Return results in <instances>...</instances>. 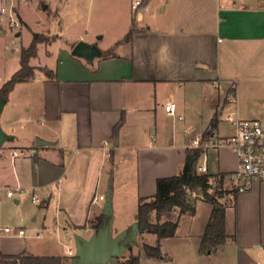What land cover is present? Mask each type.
<instances>
[{
	"label": "crops",
	"instance_id": "obj_1",
	"mask_svg": "<svg viewBox=\"0 0 264 264\" xmlns=\"http://www.w3.org/2000/svg\"><path fill=\"white\" fill-rule=\"evenodd\" d=\"M124 2L118 33L98 56L87 60L72 55L73 46L56 44L54 67H42L40 76L34 70L29 80L16 83L0 115L1 127L12 135L0 148V185L40 190L49 203L46 190L57 184L56 207L68 214L62 227L82 230L75 236L76 253L68 255V248L61 254H34L24 234L10 233L0 234L1 253L61 255L71 261L79 244L89 242L105 221L115 240L126 228L118 214L133 212L136 219L139 198L154 195L159 177L182 170L186 149L194 147V138L210 129L214 118L209 136L215 137L234 131L228 114L256 118L237 96L242 85L251 92L264 90V0H141L135 10L133 0ZM90 14L78 21L87 23ZM132 25L131 39L115 45ZM82 38L78 34L74 44ZM169 101L182 119L165 111ZM37 137L51 143L37 146ZM202 162L213 188L227 190L225 243L199 252L211 205L196 189L189 192L194 213L179 215L175 234L159 240V258L133 252L139 264H264V180L236 192L237 158L228 147L206 148ZM100 195L102 206L92 202ZM12 201L21 204L17 195ZM116 220L122 222L119 229ZM136 237L143 243L150 238V245L157 241L138 226ZM133 248L128 245L120 255L126 249L130 255ZM115 259L104 264H116Z\"/></svg>",
	"mask_w": 264,
	"mask_h": 264
},
{
	"label": "rangeland",
	"instance_id": "obj_2",
	"mask_svg": "<svg viewBox=\"0 0 264 264\" xmlns=\"http://www.w3.org/2000/svg\"><path fill=\"white\" fill-rule=\"evenodd\" d=\"M124 1L4 0L3 3L7 7L10 4L13 5L12 8L19 26L12 28L7 14L0 18L2 27V32H0V86L19 69L21 49L28 47L34 38L44 39V41L37 43V55L29 61L31 66H36L34 70L38 76L44 73L42 67L46 65L51 68L54 67L56 62V44L58 46L67 45L71 48L78 34L83 36V40L78 41L92 42L102 50L104 46L115 39V35L118 33V24L122 20L121 15L125 8ZM87 13H91L87 23L78 21V18L83 17ZM17 32L19 34H16ZM58 36L61 38H58ZM50 50L53 56L48 54ZM243 86L239 89V96H237L239 105L242 103L248 107L253 111V117L258 118L264 125V90L259 89L258 92H251L246 88L247 86L245 88ZM260 86L264 88V81H261ZM225 129L227 130V128ZM69 174L68 171L67 178H69ZM66 177H64V180ZM56 185L54 183L46 190L50 197L49 203H46L45 197L40 190H27L23 193H16L21 198L20 205H16L11 198H5L1 194L0 226H8L12 230L16 228L22 229L25 235L24 240L27 243V250H31L34 254H61L65 253L68 248H71L73 253H76L75 236L81 235L82 230L78 229L79 232L74 233L69 226L62 227L66 225L65 220L68 218V214L56 207ZM208 191L212 194L217 191V200L221 198L219 203L225 205L224 195L227 192L226 189L215 185L214 188ZM51 193L55 195L52 196ZM32 195L38 198L37 203L31 202ZM103 202L104 200L99 199L97 205L102 206ZM43 204H46V206L43 207ZM118 215L123 218L121 221L123 220L126 223L124 230V232L126 231V238L124 241L127 242V246L134 245L131 254L134 252L144 256L141 249L143 244L141 237L134 239L137 222L136 219L132 220L133 212L125 211ZM75 216H78V214L75 213ZM121 221L116 220V223L113 224L116 229H119V226L122 225ZM0 234L5 235L7 233L0 232ZM10 235L13 236V234ZM144 241L151 243L150 238ZM128 256L126 249V253L122 256L118 255L114 262L124 261ZM119 257H122V259H119ZM71 258L73 260H67L64 263H74L75 257Z\"/></svg>",
	"mask_w": 264,
	"mask_h": 264
},
{
	"label": "trees",
	"instance_id": "obj_3",
	"mask_svg": "<svg viewBox=\"0 0 264 264\" xmlns=\"http://www.w3.org/2000/svg\"><path fill=\"white\" fill-rule=\"evenodd\" d=\"M135 28L132 27L115 45L127 42L131 39ZM44 39L34 38L28 47L22 48L20 52V67L0 86V96L8 98L10 91L18 82L29 80L34 74V67L29 64L31 58L37 55V43ZM122 118L114 127L116 133ZM216 125L215 118L211 127L202 134L206 139ZM203 152L202 147H191L186 149V158L182 170L175 175L159 177L156 180V191L150 198H139L136 222L138 231L153 233L157 237L155 245L143 243L141 246L143 255L146 257L159 258L162 254L159 240L171 237L175 234L179 215L182 213H194L195 207L190 202L189 192L199 189L202 198L211 205L210 216L204 226L199 240V252L205 253L214 250L225 243L228 234L225 230V206L217 201L216 193L208 190L213 188L209 181V174L199 173L197 170L198 160ZM111 156V151L109 152ZM178 209V214L174 211ZM152 212L155 213V221L151 220ZM99 220V219H98ZM100 222L94 224V228ZM66 256L61 255H31V254H4L0 252V264H64ZM116 264H139V255L130 254L124 261Z\"/></svg>",
	"mask_w": 264,
	"mask_h": 264
},
{
	"label": "built area",
	"instance_id": "obj_4",
	"mask_svg": "<svg viewBox=\"0 0 264 264\" xmlns=\"http://www.w3.org/2000/svg\"><path fill=\"white\" fill-rule=\"evenodd\" d=\"M0 0V17L8 15L10 26L16 28L19 22L15 17L13 5L6 6ZM141 4V0H133L131 8L137 9ZM231 101H234L233 96H229ZM165 111L178 119H182V115L177 114V106L174 102H167L164 105ZM228 122L234 126V131L226 136H208L202 139V135L196 136L193 140L194 147L206 148H221L228 147L235 152L237 158V166L232 173V180L236 192H245L252 187L253 180H264V125L257 118L243 119L233 114L226 116ZM197 170L199 173H205L207 168L205 162L198 164ZM24 189L21 186L16 188L0 185V200L1 194L8 198H14L16 193H22ZM103 197L94 196L92 202L96 203ZM38 198L31 196V202L37 203ZM0 232L10 233L20 236L23 234L22 229L16 228L12 230L8 226H0ZM67 254H72V249L67 250Z\"/></svg>",
	"mask_w": 264,
	"mask_h": 264
},
{
	"label": "water",
	"instance_id": "obj_5",
	"mask_svg": "<svg viewBox=\"0 0 264 264\" xmlns=\"http://www.w3.org/2000/svg\"><path fill=\"white\" fill-rule=\"evenodd\" d=\"M72 55L82 57L87 60H91L95 56H98L101 51L95 44L85 43L83 41L76 42L72 47ZM6 98L0 96V115L2 113ZM12 139V135L5 132L0 125V148L4 142ZM51 143L48 140L37 137L35 144L44 145ZM108 204L104 208L106 217L109 216ZM138 226V225H137ZM106 221L100 225L94 234L93 238L89 242H82L78 246L77 254L75 255L74 264H101L107 260H111L120 255L127 247L125 240L126 231L123 232L115 240L109 238V230ZM136 230V228H135ZM133 239V238H132ZM135 239V238H134ZM132 246L129 245V249Z\"/></svg>",
	"mask_w": 264,
	"mask_h": 264
}]
</instances>
